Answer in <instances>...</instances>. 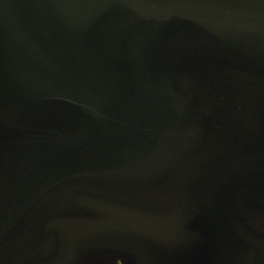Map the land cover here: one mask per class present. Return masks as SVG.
I'll use <instances>...</instances> for the list:
<instances>
[{
  "label": "water",
  "instance_id": "95a60500",
  "mask_svg": "<svg viewBox=\"0 0 264 264\" xmlns=\"http://www.w3.org/2000/svg\"><path fill=\"white\" fill-rule=\"evenodd\" d=\"M0 264H264V0H0Z\"/></svg>",
  "mask_w": 264,
  "mask_h": 264
}]
</instances>
